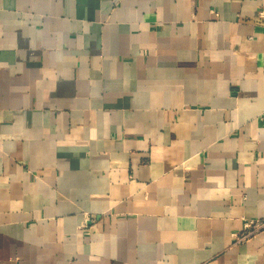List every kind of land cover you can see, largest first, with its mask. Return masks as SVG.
I'll use <instances>...</instances> for the list:
<instances>
[{"label":"crops","instance_id":"1","mask_svg":"<svg viewBox=\"0 0 264 264\" xmlns=\"http://www.w3.org/2000/svg\"><path fill=\"white\" fill-rule=\"evenodd\" d=\"M264 0H0V264H264Z\"/></svg>","mask_w":264,"mask_h":264},{"label":"built area","instance_id":"2","mask_svg":"<svg viewBox=\"0 0 264 264\" xmlns=\"http://www.w3.org/2000/svg\"><path fill=\"white\" fill-rule=\"evenodd\" d=\"M264 232V216L245 219L243 227L231 233L235 244L250 241L258 234Z\"/></svg>","mask_w":264,"mask_h":264}]
</instances>
